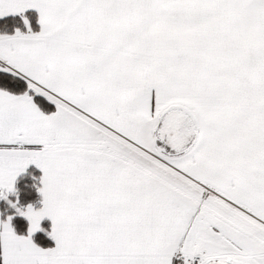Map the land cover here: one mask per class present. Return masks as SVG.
Masks as SVG:
<instances>
[{
    "label": "snow or ice",
    "instance_id": "1",
    "mask_svg": "<svg viewBox=\"0 0 264 264\" xmlns=\"http://www.w3.org/2000/svg\"><path fill=\"white\" fill-rule=\"evenodd\" d=\"M0 201V264H264V0H0Z\"/></svg>",
    "mask_w": 264,
    "mask_h": 264
},
{
    "label": "trees",
    "instance_id": "2",
    "mask_svg": "<svg viewBox=\"0 0 264 264\" xmlns=\"http://www.w3.org/2000/svg\"><path fill=\"white\" fill-rule=\"evenodd\" d=\"M40 174L41 173L39 169H36L35 166H30L26 170V173L21 174V176L18 177L17 187L20 189V202L22 204H27L31 202L35 207L40 206L39 201L41 197L36 192L35 188L32 187L33 184L32 177L33 176L39 177ZM4 207H6V205L4 204L3 201H0V210H2ZM41 223L44 228L50 230V223L47 219L42 220ZM13 224L18 232L23 233L26 230L27 221L23 217H19V216L14 217ZM33 238L37 243L42 244L44 246H51L54 243L53 241H51L49 237H47L44 233L39 231L33 235Z\"/></svg>",
    "mask_w": 264,
    "mask_h": 264
},
{
    "label": "crops",
    "instance_id": "3",
    "mask_svg": "<svg viewBox=\"0 0 264 264\" xmlns=\"http://www.w3.org/2000/svg\"><path fill=\"white\" fill-rule=\"evenodd\" d=\"M30 166H34V165H30ZM30 166H29V167H30ZM44 219H47V220L49 221V223L51 224V221H50L48 218H44ZM34 234H35V233H34ZM34 234H33V235H34Z\"/></svg>",
    "mask_w": 264,
    "mask_h": 264
}]
</instances>
